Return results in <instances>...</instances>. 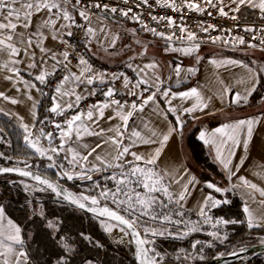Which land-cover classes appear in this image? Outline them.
Wrapping results in <instances>:
<instances>
[{"label":"snow or ice","instance_id":"1","mask_svg":"<svg viewBox=\"0 0 264 264\" xmlns=\"http://www.w3.org/2000/svg\"><path fill=\"white\" fill-rule=\"evenodd\" d=\"M124 4H128L129 0H122ZM207 6L213 8L217 7V3L221 6L218 9L220 16H228V13L224 11L223 0H217V3H213V0H203ZM232 4H235V8H230L231 12H239L241 7L250 9H257L260 13V18L264 20V0H231ZM156 6L161 8L171 9L173 12L182 13L185 9L203 13L206 9L200 6L197 0H181V4H177V0H155ZM141 5L149 8L152 5L149 4V0H140L136 4V8H140ZM92 9L99 10L101 13L119 14L123 17L134 20L141 25L143 31L151 33L154 37H158L166 41V47L164 51L166 53H179L182 56H193L198 52L200 41L195 32L190 31L186 25L177 24L176 20L171 16L158 17L149 13L151 20L155 21L159 25L162 21H166V27L173 29L169 33L158 31L156 27H149L147 23L141 20L140 14L133 12L131 7L124 9L116 6H112L108 3H103L102 0H96L91 4H86L85 0H0V53L6 54L8 59L0 68L7 69L13 75L5 76L7 81H13V87H16V83H22L27 89H36V84L25 81L20 76V69L15 67L22 61L16 59L20 55L21 50L25 55L29 57V63L27 67L29 69L41 68L39 74L35 75L34 79L41 84L47 82V78L54 75L57 66L63 68L65 74L59 79L55 85L54 94L51 96L52 107L49 109L50 113L57 116L64 115L65 112L79 108L80 102L86 97L77 94L76 88L80 85L90 86L99 81L102 84L114 83L117 80H122L124 96L134 97L135 99H113L117 96V90L114 87H107L103 92L105 97L104 101L97 102L89 105L87 110L77 111L74 115L66 117L63 125L61 123H55L54 127L59 132L60 144L58 147L51 146L53 141V133H45L44 129L39 130V135L33 137V132L29 124L23 123V118L18 117L21 121L20 127L24 131L23 140L25 144L33 149L40 157H47L51 162L48 164L49 168L59 167L63 169V164H57L54 161L53 154L59 155L60 152H64V160L68 162L73 168L79 167L81 169L78 173H71L67 170L62 171V177H67L68 180L75 178L81 180L92 181L94 185L93 190H98L96 195H85L81 193L76 195L69 192L58 191L59 184H53L48 179L42 178L39 174H34L32 165H29L26 161H17V164L24 163L25 167L19 166L0 167V174L5 173H17L23 177H31L37 181L40 185H46L47 188H41V191L50 189L57 196L63 195L65 201H70L71 204L78 206L80 209H87V211L96 214L97 217H105L106 220L102 221L104 231L111 234L114 229H118L121 235L116 238L115 242L119 244L134 245L133 255L137 264H164V254L156 248V238H171V239H185L190 234L201 231L202 224H211L213 228L219 225L244 223L239 220H226L223 217L216 218L213 222V217L209 215V211L214 208L220 207L221 204L229 203L228 200L217 199L212 192L224 193L231 189H224L216 184L208 181L205 182L204 187L212 190L206 195H203L198 201L197 215L201 218L199 222H192L191 220L183 219L186 215L184 205L187 199L192 195V191L195 190V185L198 183L195 176H189L187 172L181 175L178 179L171 177L172 183L180 185V190L177 192L171 191V184L165 183V178L169 176L166 172L161 175L155 171L154 168L149 165H155L164 149V146L168 143L173 133L182 134L184 127L183 115H193L196 112H205L209 109L212 97H205L203 93L197 87H192L186 91L174 92L170 87H163L164 81L158 75V69L160 65L157 61L151 60L148 63L139 64L129 63L127 68L131 69L135 73V78H129L125 73L117 75L113 73L108 76L107 73L96 72L92 68L91 64L83 56L78 58V63L74 67L78 69L73 71L69 64V51L66 49L59 53L62 59H58V54L51 49L43 46L44 40L47 36L44 33V29H47L51 34L53 40H59L68 47L67 40L63 37L66 34L68 37H72L75 33L71 30L73 27L83 30L84 36L87 37L86 47H88L93 40L104 49L105 52L109 48L115 49L117 41L120 39L119 34L109 35V31L101 27L99 29L92 26ZM79 17L84 21L83 24H79L76 21L74 13H77ZM129 13H132L129 16ZM41 14H43L41 16ZM208 15H211L209 12ZM40 16V23L36 25L35 31L28 32L29 28L33 27V18ZM105 18L107 16L105 15ZM232 20H236L237 17L232 15L229 17ZM181 19L183 17L181 16ZM201 30L208 33L209 30H215L216 26L209 24L204 27L200 25ZM178 28L181 36L176 37L174 29ZM18 29H24V31H17ZM65 30L66 33H65ZM135 34V29L132 30ZM231 32V29L227 30ZM245 32L253 33L252 39L259 38V44L248 43V48H259L264 52V27L259 29L251 26L244 28ZM103 33V38L100 34ZM174 39L187 44L184 47H174L172 42ZM212 43L222 41L227 46L230 43L233 47L236 45H245V39L243 36H237L229 41L218 36L215 38L209 37ZM107 42V43H105ZM136 43H140L139 40ZM33 44L39 48L40 52L44 54L40 58V64L35 61V52H30ZM49 53H51L49 55ZM147 54V45L143 46V51L139 55L144 56ZM197 64L200 62L201 57L196 56ZM55 61L51 65V71L44 68L43 65L47 64L48 60ZM131 60H135L136 56L130 57ZM211 64L219 67H241L245 69L247 79L241 78L237 81L238 84H244L243 91H235L233 93V86L226 85L221 80V90L218 99L223 103L228 96L231 99L228 101L230 105L247 104L249 98L257 90V85L261 84L264 77L261 73H264V66L260 68L251 67L249 64L239 60L224 58L221 60L213 59ZM252 61V64H255ZM169 67L179 78L183 71L180 64H176ZM197 71L196 68H189L187 72L193 74ZM171 79V76L168 78ZM16 91L20 89L17 87ZM87 91V87L85 88ZM43 94V93H42ZM95 90L88 92V95H95ZM0 97L5 100H10L12 104H17L15 98H11L0 91ZM68 99H65V98ZM74 97V100L71 99ZM28 99L32 100L33 97L29 94ZM174 100H180L182 102L191 101L190 105L185 107L183 103L180 105L173 104ZM163 101L165 107L161 108L160 103ZM36 102L33 103L35 108ZM151 107L150 115L157 118H162L166 122V132H160L158 129L151 126V121L146 120L143 115L146 108ZM111 109L114 115L108 116L107 121L113 119H119L121 123L110 126L105 129L99 127L100 120L105 119V111ZM0 111H3L0 109ZM171 113L175 117V123L169 121L168 116ZM8 115V113H4ZM33 118H36V113H32ZM135 118L140 119V125L132 127L129 130V122L135 123ZM196 118V117H193ZM264 122V117H248L246 119H239L230 123H225L222 126L215 128L212 131H201L199 133V139L204 144L211 146L215 150V160L222 166L223 170L228 173V179L231 180L244 166L249 156V146L253 140V134L256 126ZM44 123V121H41ZM99 127L97 131L96 128ZM3 129H0L2 132ZM112 133L107 139H104L102 143H97L95 147H92L87 151L86 155H82L79 151L71 146L65 147L70 141L75 142L83 138V136H95L103 137L106 133ZM142 132H146L148 135H143ZM44 137L48 140L49 147L45 148L40 139ZM75 137V141L73 140ZM125 139L129 141L125 144ZM0 142H3V138L0 137ZM159 144L154 152L147 156L138 154L135 151H131V148L138 144ZM104 145H108L111 149L104 155L97 152V149H103ZM85 149H88V145H82ZM240 150L243 154L240 156L237 163H233L237 157V150ZM51 153V154H49ZM95 155L93 156V154ZM70 154V158H69ZM131 156L132 160H127V156ZM264 155V152H262ZM92 156V162H89V157ZM0 158L11 159V157H5L3 153H0ZM143 162V166L141 163ZM260 172L255 174L264 180V165H258ZM111 171L110 175L103 176L102 179L105 183L102 185L99 181L93 180V173H104ZM188 177L185 183H181L185 177ZM239 184L233 185V187H242L250 190L247 194L253 202L255 201L254 193H258L262 198L257 203L261 208H264V187L258 186L257 183H253L245 176H239ZM111 182L112 187L107 186V182ZM190 186L192 190H190ZM30 186L25 185V190H28ZM203 192V189H200ZM111 202L115 205V208L108 206L104 203L101 206V202ZM173 206V207H170ZM243 213L246 215V224L248 229L254 227L264 226V213L261 214L259 220L254 215L250 208V205L245 202L243 207ZM40 215H43L42 213ZM176 217V218H174ZM115 222V223H112ZM155 225V226H154ZM183 225V228H181ZM47 228L53 229L54 232L58 231V227L52 222H48ZM175 228V231H172ZM81 237L91 242V237L80 233ZM213 239L224 242L227 237H221L217 231L208 233ZM131 239H126L127 237ZM55 240V236H53ZM65 252L71 253L73 249L66 243L64 237H60L56 241ZM260 242L264 244V237L260 238ZM198 245H202L200 240H196L191 244L193 250L197 249ZM97 247H102L99 243ZM211 247V244L208 245ZM240 251H244L242 248ZM181 254H184V259H189L190 254H186L184 249L180 250ZM232 255L237 253L233 252ZM224 253H220L223 256ZM179 255L177 259H179ZM195 258V257H191ZM201 260L204 256L200 255ZM0 264H32V260L29 255V251L26 245V240L23 235V229L7 214L5 207L0 205ZM55 264H68V258L60 256L55 261ZM83 264H92V261H84Z\"/></svg>","mask_w":264,"mask_h":264},{"label":"crops","instance_id":"2","mask_svg":"<svg viewBox=\"0 0 264 264\" xmlns=\"http://www.w3.org/2000/svg\"><path fill=\"white\" fill-rule=\"evenodd\" d=\"M213 3H217V0H213ZM218 4V3H217ZM223 4L227 5L224 7V11L228 13L229 16L235 15L239 20L246 23H264V20L260 18L259 10L257 9H250L246 7H241L239 12H231L230 8H235L236 5L231 3V0H223ZM221 5L218 4V8ZM43 14H41L42 16ZM76 17L77 23L83 24L84 21L79 17L78 12L74 13ZM33 27L29 28L27 31L33 32L35 31L36 25L40 23V16H36L33 18ZM92 26L99 29L101 27L105 28L109 31V35L119 34L120 39L117 41L115 49L109 48L107 52L101 48L95 40L87 47V51L89 57L92 60H95L104 68H117V67H124L127 68L126 65L129 63L132 64H139L143 65L148 63L151 60H155L159 63L160 68L158 69V75L164 81L163 87L168 88L170 87L174 92H181L186 91L192 87H197L203 93V95L207 97H212V101L210 103L209 109L205 110V112H196L193 115L184 114V127L186 129L182 130V134L173 133L168 143L164 146V149L155 165H149V167L154 168L155 171L159 172L161 175L164 173H168L169 176L165 178V183L171 184V191L177 192L180 190V185L172 183L171 177H176L177 179L183 175L185 172L189 174V176H195L198 183L195 185V190L192 191V195L187 199L184 209L190 212L197 214L198 204L197 201L203 196L212 192V190L207 189L204 187L205 182H212L217 186L224 188V189H231L230 191H225L224 193H215L212 194L218 199L219 197H224L227 193L235 194L238 199L241 201L242 209L247 202L250 205L251 210L253 211L254 215L259 220L262 213H264V208H261L260 205L257 203L260 199H262L258 193H254L255 201L253 202L249 196L248 192L250 190L242 188V187H233V185H238L239 176H245L248 180L252 181L253 183H257L258 186L264 187V180L260 179L255 173L260 172V168L257 167L258 165H264V122L256 126V129L253 134L252 143L249 146V153H248V160H246L244 166L241 170L234 176L231 180L228 179V173L225 172L222 166L215 160V150L209 145L204 144L202 140L199 139V133L201 131H212L215 128L222 126L225 123H230L235 120L239 119H246L248 117H257L262 118L264 117V90L261 92L259 91V85H257V90L253 95L249 98L247 104L241 105H230L228 101L231 99V96H228L225 99V102H221L218 99L221 84L220 81L222 80L224 84L233 86V93L235 91H243L245 85L238 84L237 81L241 78L247 79V75L245 69L241 67H219L217 68L213 64L210 63L211 60H221L224 58H231L235 60L242 61L244 63L249 64L251 67L260 68L264 66V52L258 49L252 48H243V47H230L225 46L222 44H200V48L197 53L193 56H182L179 53H166L164 51L166 47V41L160 39L158 37H154L151 33L145 32L142 30L141 26L126 22L121 19H117L114 17L107 16L105 18L104 15L94 14L92 16ZM135 29V34L133 31ZM17 31H24V29H18ZM67 30H65L66 33ZM44 33L47 36V39L44 40L43 46L45 48L51 49L58 54V59H62L59 56V53L68 50L69 47L64 43L59 42V40H53L51 34H49L47 29H44ZM100 37L103 38V33L100 34ZM68 36L65 34L63 39L67 40ZM139 40L140 43H136ZM107 43V42H105ZM147 45V54L144 56L139 55L140 52L143 51V46ZM65 46V48H64ZM172 46L174 47H184L187 46L185 43H176L172 42ZM30 52H35V61L39 65L40 58L44 55L40 52L39 48L35 47L33 44L32 49L29 50ZM51 53H49L50 55ZM136 56L135 60H131L130 57ZM196 56L201 57L200 62L197 64ZM8 57L6 54L0 53V65H3L7 61ZM16 59L21 60L22 62L15 67L20 69V76L23 77L25 81L29 83L36 84V88H40V82L34 79L35 75L39 74L41 71L40 67L35 69H29L27 67L29 63V57L25 55L24 51L21 50L20 55L16 57ZM252 61H255V64H252ZM55 63V61L48 60L47 64L43 65L44 68H47L51 71V65ZM169 64L172 67H175L176 64H180L183 71L181 72L180 77L178 78L172 69L169 67ZM59 67V66H57ZM189 68H196L197 71L193 74H189L187 69ZM132 75V78H135V73L127 68ZM73 71H77L78 69L74 67ZM96 71V70H94ZM96 72H103L104 71H96ZM108 74V73H107ZM119 75V73H116ZM13 75L7 69L0 68V91L4 92L6 96L15 98L19 101L17 104H12L10 100H5L3 97H0V116L6 118L9 122H11L14 126L19 128L23 133V129L20 127L21 121L18 117L23 118V123H27L30 125H35L32 127L31 130L33 132V137L39 135L38 130V119L41 112V93L36 89H27L24 87L22 83H16V87H13V83L15 82L16 78L14 77L13 81H7L4 79L5 76ZM112 74H108L111 76ZM169 76L171 79L169 80ZM261 76L264 77V73H261ZM19 88L20 91L17 92L16 88ZM87 87V91L85 88ZM102 87H114L119 92H124L122 80H117L114 83H107L102 84L99 81L95 82L93 85L85 86L80 85L76 88L77 94H81L85 97L89 96L88 92L95 90H99ZM33 97L32 100L28 99V95ZM65 99H68L67 97ZM71 99L74 100V97ZM36 102L35 108H33V103ZM183 103V106L187 107L190 105L191 101L189 102H182L180 100H174L173 104L180 105ZM151 107L145 109L143 117L146 120L151 121V126L158 129L160 132H166V122L163 121L162 118H157L155 116L150 115ZM160 107L164 108L165 105L163 101L160 103ZM36 113V118L34 119L32 113ZM4 113H8L5 115ZM114 115V112L109 109L105 111V119L100 120L99 127L102 128H109L110 126L117 125L121 123L119 119H113L111 121H107V117ZM196 117V118H193ZM169 121L173 124L175 123V117L169 113L168 116ZM140 125V119L135 118V123L132 121L129 122V130L132 127ZM96 130H99V127L93 125ZM194 133L195 138L203 144L206 148L208 155L210 158L219 166L222 177H215L213 175H206L201 169H199L195 163L192 161L189 151L185 146V140L189 134ZM25 134V133H24ZM143 135H148L146 132H142ZM112 133L108 132L103 137H95V136H83V138L79 141H75V137L73 140L75 142H69L65 145V147L71 146L72 148L79 151L82 155H86L87 151H89L92 147H95L97 143H102L104 139H107L108 136H111ZM60 139L57 142L52 143L51 146L58 147L60 144ZM45 148L49 147V143L40 142ZM129 141L125 139V144H128ZM88 145V149L82 147V145ZM159 147V144H138L131 148V151H135L138 154H142L147 156L148 154L154 152V150ZM33 150V149H32ZM111 149L108 145H104L103 149H97V152L101 155H104L107 151ZM34 151V150H33ZM35 152V151H34ZM37 154V153H36ZM51 154V153H49ZM243 153L238 149L237 150V157L234 159L233 163H237L240 156ZM38 155V154H37ZM95 153L93 154V156ZM39 156V155H38ZM65 153L60 152L59 155L53 154L54 161L57 164L62 163L63 169L59 167H52L49 168L48 164L51 163L47 157H40L45 161V168L46 170H54L57 173V176L60 178L62 177V171L67 170L71 173H78L81 171L79 167L73 168L71 165L68 164L66 160H64ZM70 158V154H69ZM89 162H92L93 157L90 156ZM127 160H132V157L129 155L126 157ZM141 166H143V162H140ZM105 176L110 175L111 171L104 172V173H93V177L98 176ZM206 176V179L203 180L201 177ZM188 177L186 176L181 183H185ZM68 180V179H67ZM72 180H81L78 178ZM71 181V180H70ZM203 189V192L200 191ZM190 190H192L190 186ZM171 207V206H170ZM245 215V214H244ZM246 217V215H245ZM155 226V225H154ZM258 229H264L262 227H254ZM161 238V237H159ZM264 258V257H261ZM94 264V263H92Z\"/></svg>","mask_w":264,"mask_h":264},{"label":"trees","instance_id":"3","mask_svg":"<svg viewBox=\"0 0 264 264\" xmlns=\"http://www.w3.org/2000/svg\"><path fill=\"white\" fill-rule=\"evenodd\" d=\"M264 90V80H262L259 91ZM0 153L11 159L0 158V166H21L17 161H26L36 170L53 181L61 184L66 190L73 194L96 195L98 190H93L92 181L88 180H67L57 176L56 171L46 170L45 161L40 158L24 140V133L0 116ZM186 129L183 127V130ZM185 146L195 165L206 175H213L221 178L223 175L219 166L210 158L206 148L191 133L185 140ZM103 176L93 177L102 185L105 181ZM203 180L206 176L201 177ZM30 183L27 180L14 176H0V205H3L7 216L16 222L22 229L26 240L32 264H55L58 257L68 258V264H83L84 261H92L94 264H135L130 251L124 247L114 246L101 228L102 221L88 217L70 206L64 205L54 200L48 191H35L26 193L22 183ZM32 184V183H30ZM107 186L112 187L111 182ZM41 189V188H38ZM221 200H228L229 203L221 204L220 207L211 209L209 215L216 218L223 217L226 220H239L244 223L219 225L216 228L202 226L205 231L190 234L185 239L157 238L156 248L164 254V264H204L218 256L220 253L228 254L233 251L247 248L261 243L260 238L264 237V229H248L246 217L243 213L241 201L235 194L227 193ZM104 203H101L103 205ZM115 208L112 205H109ZM173 207V206H171ZM183 219L199 222L201 218L190 211L185 210ZM43 215H40V214ZM176 218V217H174ZM48 222H52L58 227V231L46 227ZM211 229V230H210ZM209 231H217L221 237H227L223 243L213 239L208 235ZM80 233L91 237V242L84 240ZM55 236V240L53 239ZM64 237L66 243L73 249L71 253L56 242ZM200 240L202 245H198L196 250L191 248V244ZM99 243L102 247H97ZM211 244V247L208 245ZM184 249L186 254L193 258L192 262L184 259V254L180 250ZM179 255V259L177 256ZM204 256L201 260L199 256ZM232 264H264V258H254L248 261H240Z\"/></svg>","mask_w":264,"mask_h":264},{"label":"built area","instance_id":"4","mask_svg":"<svg viewBox=\"0 0 264 264\" xmlns=\"http://www.w3.org/2000/svg\"><path fill=\"white\" fill-rule=\"evenodd\" d=\"M93 2H96V0H85L86 4H91ZM102 2L108 3L112 6H116L118 7V9L119 8L127 9L131 7L133 9V12L140 14L141 20L147 23L149 27H156L158 31H163L165 33H169L170 31H173V29H168L165 26L166 21H162L159 25H157L155 21L151 20L149 13H151L152 15H156L158 17L171 16L173 17V19L176 20L177 24H184L187 26V28L190 31L195 32L199 40L203 41L201 42V44H222L224 45L222 41H217L216 43H212L209 37L215 38V37L220 36L223 39L232 41L234 37L243 36L246 42L245 45H236L235 47L248 48L247 47L248 43L259 44V38H257L256 40H253L252 39L253 33L245 32L244 28L246 26L255 27L257 29L264 27V23H256V22L246 23V22H242L241 20H239V18H237L236 20H232L229 18L231 17L229 15L220 16L218 12V9H219L218 4L216 8H213L211 6H207L203 2V0H197V2L200 3V6L206 9L203 13H196V12L189 11L187 9H185L182 13L173 12L171 9L161 8L159 6H156L155 0H149V4L152 5L151 8L144 6V5H141L140 8H136V4H138L140 0H129L128 4H124L122 0H102ZM177 4L180 5L181 0H177ZM209 12L211 13V15H208ZM92 13L93 15L100 14L104 16L106 15V16L114 17L117 19L124 20L126 22L135 23L141 26L139 23L135 22L134 20L121 16L119 14V11L116 14H112V13L104 14V13H101L99 10L92 9ZM131 15L132 13H129V16ZM181 16L183 17V19H181ZM201 24H203L204 27H207L209 24L215 25L216 28L215 30L210 29L208 33H205L201 30V27H200ZM229 29H231V32L227 31ZM71 30L75 33L74 36L68 38V45H71V47H69V53H70L69 60L71 61V63L69 64V67L71 69H73L74 66L77 65L78 58L80 56H83L85 59L89 61L92 68L96 71H104L108 74H113V73L120 74L123 72L129 78H132L131 72L127 68H124V67L104 68L98 62H96L95 60H92L89 57L87 47L85 46L88 38L84 36L83 30L76 28V27H73ZM174 31L176 33V37L181 36V33L178 28L174 29ZM173 42L182 43L181 41L177 39H174ZM227 46L233 47L231 43ZM255 49L260 50L259 48H255ZM64 74L65 72L63 71V68L60 66L57 67L55 74L49 76L47 78V82L44 84H40V88H39L41 90L40 91L41 93V112L39 115L37 126H38V130L43 128L45 133L47 132L53 133L52 143L57 142L60 139L59 132L54 127L55 123H61L63 125L66 117H70L71 115H74L77 111L87 110L89 105L95 104L100 101H104L105 97L103 96V92L106 91L107 89V87L100 88L99 90L96 91L95 95L87 96L85 99H83L80 102L79 108L67 111L64 113V115L57 116L56 114L49 112V109L52 107L51 96L54 94L55 85L58 83L59 79H61ZM117 93L118 95L114 96L113 99H121L122 101L127 100V99H135L134 97L124 96L122 92L117 91ZM41 121H44V123H41ZM40 142L48 144V140L45 139L44 137H41ZM31 185H33V187L31 186V188L33 189L39 188L38 186L34 184H31ZM100 225H101L102 230L104 231L102 224ZM129 246L131 248V245ZM130 248H129V251L131 250Z\"/></svg>","mask_w":264,"mask_h":264},{"label":"water","instance_id":"5","mask_svg":"<svg viewBox=\"0 0 264 264\" xmlns=\"http://www.w3.org/2000/svg\"><path fill=\"white\" fill-rule=\"evenodd\" d=\"M0 167H11V166H0ZM21 167V166H19ZM21 168H24V167H21ZM34 174H39L41 175L42 178H46L49 180V182L53 183V184H59L55 181H53L51 178H49L48 176L36 171V170H33ZM0 176H14V177H17V178H21V179H24V180H27L28 182L38 186L39 188H47L46 185H40L37 181H35L34 179H32L31 177H23V176H20L19 174L17 173H5V174H0ZM60 185V188L58 189V191H61L62 193L63 192H69L71 193L70 191L66 190L61 184ZM45 191H48L49 193H51L54 197V200L57 201V202H60L64 205H67V206H70L80 212H83L85 213L88 217L90 218H94V219H97L99 221H105L106 218L105 217H97L96 214L92 213V212H89L87 211V209H80L78 208V206L76 205H73L71 204L70 201H65L63 199V195L61 196H57L54 192H52L50 189H47ZM104 205V204H103ZM101 205V206H103ZM109 206V205H108ZM111 207V206H110ZM112 223H115V222H112ZM129 239H131V237L129 236ZM130 253L132 255V258L134 260V263L137 264L136 260H135V257L133 255V252H134V245H131V248H130ZM244 251H240L241 249L239 250H236V251H233L235 253H237L236 255H232L231 253H228V254H225L223 256H218L204 264H232V263H236V262H244V261H248V260H251V259H254V258H261V257H264V244L262 243H259V244H256V245H253V246H250V247H247V248H243Z\"/></svg>","mask_w":264,"mask_h":264},{"label":"rangeland","instance_id":"6","mask_svg":"<svg viewBox=\"0 0 264 264\" xmlns=\"http://www.w3.org/2000/svg\"><path fill=\"white\" fill-rule=\"evenodd\" d=\"M103 176H105V174H103ZM23 184V186H24V188H25V185L27 184V185H29L30 187L28 188V190H25L26 191V193H32V192H35V191H41L40 189H33V188H31V186L33 187V185H31L30 183H22ZM110 187V186H109ZM96 194H97V192H96ZM101 203H107L108 205H112L111 204V202L109 201V202H104V201H102ZM112 206H114L115 207V205H112ZM102 224V223H101ZM207 226V227H211V229H213V227L211 226V224H202L201 225V231L203 232V231H205L203 228H202V226ZM181 228H183V225H181ZM210 229V230H211ZM172 231H175V228H172ZM105 232V231H104ZM113 232H115V233H119V231H118V229H114L113 230ZM209 232H212V231H209ZM208 232V233H209ZM105 234H106V236L108 237V239H109V241L114 245V246H118V247H124V248H126V249H128L129 250V248H130V246L127 244V243H125V244H119V243H116L115 242V239L113 238V236H111V234H108V233H106L105 232ZM116 234V235H117ZM120 234V233H119ZM157 238H159V237H157ZM156 238V239H157ZM126 239H129V237H127ZM188 261H190V262H192V260H193V258H189V259H187Z\"/></svg>","mask_w":264,"mask_h":264},{"label":"bare ground","instance_id":"7","mask_svg":"<svg viewBox=\"0 0 264 264\" xmlns=\"http://www.w3.org/2000/svg\"><path fill=\"white\" fill-rule=\"evenodd\" d=\"M116 234H117V233H115V232H112V233H111V236H113V238H114L115 240H116V238H118L119 235H121V234H119V233H118L117 235H116Z\"/></svg>","mask_w":264,"mask_h":264}]
</instances>
